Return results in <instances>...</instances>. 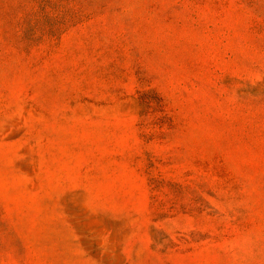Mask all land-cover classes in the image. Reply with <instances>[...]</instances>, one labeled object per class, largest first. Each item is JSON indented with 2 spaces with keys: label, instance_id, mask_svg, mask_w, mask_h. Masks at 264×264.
Wrapping results in <instances>:
<instances>
[{
  "label": "rangeland",
  "instance_id": "rangeland-1",
  "mask_svg": "<svg viewBox=\"0 0 264 264\" xmlns=\"http://www.w3.org/2000/svg\"><path fill=\"white\" fill-rule=\"evenodd\" d=\"M0 264H264V0H0Z\"/></svg>",
  "mask_w": 264,
  "mask_h": 264
}]
</instances>
